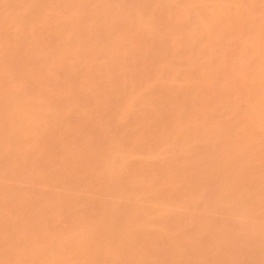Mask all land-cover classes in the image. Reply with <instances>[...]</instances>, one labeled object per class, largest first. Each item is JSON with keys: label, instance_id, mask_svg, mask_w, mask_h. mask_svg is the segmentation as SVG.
<instances>
[{"label": "bare ground", "instance_id": "6f19581e", "mask_svg": "<svg viewBox=\"0 0 264 264\" xmlns=\"http://www.w3.org/2000/svg\"><path fill=\"white\" fill-rule=\"evenodd\" d=\"M0 264H264V0H0Z\"/></svg>", "mask_w": 264, "mask_h": 264}]
</instances>
